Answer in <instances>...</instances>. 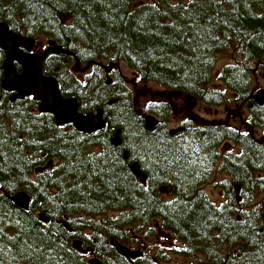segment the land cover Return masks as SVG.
Here are the masks:
<instances>
[{
	"label": "trees",
	"instance_id": "trees-1",
	"mask_svg": "<svg viewBox=\"0 0 264 264\" xmlns=\"http://www.w3.org/2000/svg\"><path fill=\"white\" fill-rule=\"evenodd\" d=\"M0 21L73 52L48 55L45 70L81 111L103 108L107 118L105 129L92 134L57 126L33 104L9 101L0 86V264H90L73 247L74 237L114 264L110 240L136 235L140 243L156 231L152 221L181 242L175 253L198 264H264V200H254L264 191V101L251 97L254 63L264 74V0H0ZM230 47L239 58L219 68L220 86H210L217 54ZM76 59L90 69L71 70L70 61L79 67ZM120 62L141 81L205 104L233 98L247 108L245 117L238 125L185 119L184 130L173 134L162 125L147 130ZM54 66L60 69L52 72ZM148 111L166 120L173 107L163 101ZM116 129L119 144L112 142ZM224 145L237 149L222 152ZM48 160L49 169L34 172ZM133 162L146 174L144 182L130 171ZM215 171L226 173L221 206L198 191ZM234 182L241 186L242 210ZM164 185L168 199L159 191ZM3 190L28 192V209ZM162 256L168 264V250ZM116 260L130 264L119 254Z\"/></svg>",
	"mask_w": 264,
	"mask_h": 264
},
{
	"label": "water",
	"instance_id": "water-1",
	"mask_svg": "<svg viewBox=\"0 0 264 264\" xmlns=\"http://www.w3.org/2000/svg\"><path fill=\"white\" fill-rule=\"evenodd\" d=\"M37 44L35 39L31 36L21 35L11 29L6 22L0 21V49L3 51L4 58L1 63L2 80L1 87L3 90L14 92L11 100L16 98H25L31 96L32 99L38 101L37 109L40 113H50L53 116L54 123L57 126L70 124L74 129L85 134H92L101 131L105 128L107 120L104 117L102 108H97L95 111L82 112L79 110V103L74 96H64L60 91L58 80L53 75H46L43 72V59L51 52L65 55L74 54L66 49L60 47L54 40L48 41V47L40 54L32 52V48ZM16 63L20 66V71H17ZM78 64L79 61L76 60ZM88 66H85L86 69ZM112 78H107V83H111ZM253 100L262 104L264 101V90L259 89L253 95ZM112 99L110 102H114ZM133 108L137 115H140L145 121L146 129H151L156 122V118L152 115L142 113L138 107L136 98H134ZM183 129L182 126L170 129V133L178 132ZM120 131L116 130L113 135V142L120 143ZM127 158V152L124 153ZM52 160H48L45 165L36 167L35 172H41L44 169L50 168ZM132 174L144 182L146 174L140 170L137 162L130 165ZM235 191L238 192L240 184L234 185ZM165 191L164 187L160 188ZM5 196L11 200L16 206L21 209H28L31 201L30 194L24 190H19L14 193H9L3 190ZM237 200L239 197L236 198ZM38 218L44 223L48 222V217L43 213H38ZM110 244L115 246L118 253L133 258L140 252L130 250L123 246L118 241L112 239ZM73 247L79 251H89L90 247L83 250L80 246V241L72 242ZM90 264H103L97 258L92 257L89 260Z\"/></svg>",
	"mask_w": 264,
	"mask_h": 264
},
{
	"label": "rangeland",
	"instance_id": "rangeland-1",
	"mask_svg": "<svg viewBox=\"0 0 264 264\" xmlns=\"http://www.w3.org/2000/svg\"><path fill=\"white\" fill-rule=\"evenodd\" d=\"M233 44V43H232ZM239 56L233 49L230 47L223 52L217 54L215 67L213 70V78L210 86H220L219 80L217 78V71L221 68L224 64L233 63ZM70 68L73 71H78L79 67H74L72 61H70ZM255 72L253 75V88L252 94L255 93L256 90L263 88L264 89V74L260 71V69L254 63ZM110 66L106 68L107 73L110 70ZM118 69L120 71L123 80L126 82V86L131 90L132 96H136L138 106L142 109L144 113H148V104L151 102H160L166 101L173 105V112L166 119L165 123L167 128H175L179 125L183 124L185 119H196V117L201 118L203 120L209 122H226L233 125H238L237 118L245 117V113L247 112V108L241 105V102L238 101H231L225 102L218 106L205 104L199 101L197 98L193 96L185 95L181 92L173 91L163 85L158 84L154 81H141L139 80L123 62L118 64ZM81 71V68H80ZM106 77V76H105ZM108 77V76H107ZM111 77V75H110ZM106 79V78H105ZM232 97V96H230ZM113 103V102H108ZM151 114V113H150ZM153 115V114H152ZM155 116V115H154ZM195 123V121H194ZM239 128L243 129L242 125ZM259 136V134L257 135ZM236 150V147H232ZM231 148V149H232ZM222 152H226L227 148H222ZM213 178L210 179L207 183L201 186L200 189H203L206 192L207 197L213 201L214 203L219 202V193L218 189H222L219 186V182L225 177L224 174L217 173L215 171L212 175ZM234 189V188H233ZM249 192L246 191V194ZM253 192L250 193L252 196ZM239 197L238 201V209L242 210L243 205L240 202L243 199L241 190L238 189L236 194ZM166 198H170L169 195L165 196ZM254 200H264V191L256 192L254 196ZM151 225V224H150ZM171 241L166 240V244H169ZM163 246V245H162ZM175 247H178L176 245ZM155 250L150 249L149 253H153ZM171 261L168 264H198V261L194 258L184 257L175 251H170ZM169 256V254H168ZM166 264V263H163Z\"/></svg>",
	"mask_w": 264,
	"mask_h": 264
},
{
	"label": "flooded vegetation",
	"instance_id": "flooded-vegetation-1",
	"mask_svg": "<svg viewBox=\"0 0 264 264\" xmlns=\"http://www.w3.org/2000/svg\"><path fill=\"white\" fill-rule=\"evenodd\" d=\"M37 44L34 45V47L32 48V52H35V53H38L40 54L42 51H44L46 48H47V44H46V40H36ZM1 50V49H0ZM2 51V50H1ZM54 52H51L50 54H52ZM2 54H3V51H2ZM50 54H47L44 59H43V72L44 74L48 75L49 73L45 70V66H47L48 68V55ZM58 55H61V54H58ZM63 55V54H62ZM3 57H4V54H3ZM2 62V61H1ZM16 68H17V71H20V66L16 63ZM60 69L59 66H54L53 67V70L52 72H57L58 70ZM112 70V68H111ZM109 71V70H108ZM2 72V70H1ZM53 75V74H52ZM105 75L107 76V72L105 73ZM108 75H111L112 76V71H110V73H108ZM113 78V76H112ZM2 80V78H1ZM114 80V79H113ZM0 86H1V81H0ZM2 89V87H1ZM3 90V89H2ZM7 93V97H8V100L9 101H22V102H27V103H31L34 105L33 107V110H36L37 109V106H38V101L32 99L31 96H27L25 98H16L14 100H11V96L14 92L12 91H6V90H3ZM233 99V98H232ZM234 101V100H232ZM160 102H163V101H160ZM151 103H159V102H151ZM149 103L148 104V107L149 105L151 104ZM171 104V103H170ZM251 103H249V107H251L250 105ZM172 105V104H171ZM218 106V105H216ZM173 107V105H172ZM38 111V109H37ZM157 118H158V121L155 122L153 124V128L159 126V125H162L163 126V129L168 131L169 134H173V133H170L169 130L170 129H173V128H167L166 126V123H165V120L161 117H159L158 115H155ZM106 117V116H105ZM169 118V117H168ZM144 126H145V121H144ZM179 126H182L183 129L181 131L184 130V125H179ZM146 128V127H145ZM117 130V129H116ZM181 131H178V132H181ZM177 133V132H175ZM225 145L222 147L224 148ZM221 148V149H222ZM232 147H228V151L230 150H234L233 148L231 149ZM222 151V150H221ZM125 152V151H124ZM124 152H123V156H124ZM125 158V156H124ZM221 175L224 174V176H226V173L225 171H220L219 172ZM228 178V177H227ZM236 183V182H234ZM233 183V184H234ZM218 193H219V202L217 203H214L213 201H211L207 195H206V192L203 190V189H198L199 192L203 193L206 195V197L209 199L210 202H212L214 204V206H221L226 198H227V194H226V189H218ZM234 190V189H233ZM234 194H235V198H236V191L234 190ZM161 195L163 197H165L167 194L166 192H161ZM166 198V197H165ZM168 199V198H167ZM152 226H154L155 228V232L152 234V235H142V238L144 237V239L141 240L140 243L136 242L134 239L137 237L136 235H132L130 238H128L127 240H121V241H118L120 242L123 246L129 248L130 250H133V251H139L140 253L138 255H136L135 257L133 258H127L126 256L118 253L115 249V246L114 247V252L111 254V261L114 263V264H117V260H116V255L119 254L123 257H125L127 259V261L130 263V264H135L137 263L138 261H147V262H152L154 264H163L164 263V260H163V256H162V259L159 258V255L160 253H164L165 250H168V254H169V259L171 261V257H170V249H177L178 247H180L181 245V242L179 240H177V238L171 233V232H168L162 228L159 227L158 225V222L157 221H152ZM148 227H151L150 225H148ZM72 241L74 240H79L80 241V246L83 250H86L85 248H88V247H91L90 245H83V240L80 238V237H74L71 239ZM166 240H169L171 241L169 244H166ZM163 245V246H162ZM176 245H178V247H175ZM92 248V247H91ZM154 249L155 251L153 253H149V250L150 249ZM81 253H84L86 254V257L88 258V260L94 256L93 255V252L90 250V251H80Z\"/></svg>",
	"mask_w": 264,
	"mask_h": 264
},
{
	"label": "bare ground",
	"instance_id": "bare-ground-1",
	"mask_svg": "<svg viewBox=\"0 0 264 264\" xmlns=\"http://www.w3.org/2000/svg\"><path fill=\"white\" fill-rule=\"evenodd\" d=\"M255 103V102H254ZM117 130H119V129H117ZM235 184V183H234ZM160 191V190H159ZM100 258V257H99Z\"/></svg>",
	"mask_w": 264,
	"mask_h": 264
}]
</instances>
